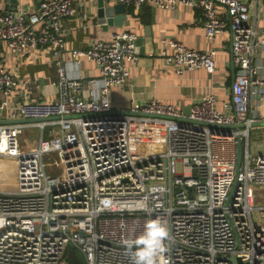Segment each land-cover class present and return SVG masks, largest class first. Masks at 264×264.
<instances>
[{"label":"built area","instance_id":"obj_1","mask_svg":"<svg viewBox=\"0 0 264 264\" xmlns=\"http://www.w3.org/2000/svg\"><path fill=\"white\" fill-rule=\"evenodd\" d=\"M111 1L136 8L199 7L206 40L229 28L236 70L232 100L219 108L210 87L192 102L188 115L156 98L128 111L174 118L110 114L113 88L129 82L138 59L134 31H114L108 40L96 38L88 48L73 50L74 63L87 58L98 69L97 77L84 78L69 75L62 61L68 30L63 21L77 15L82 0H45L38 11L0 12V43L15 55L49 46L59 81L56 100L13 102L19 82L0 66V109L11 119L60 118L0 125V160L11 162L14 172L12 179L0 181V264H69V244L86 264H133L123 241L138 236L146 220L156 217L169 229L157 264H264V154L249 150L252 124L264 121L251 114L253 100L257 106L264 100V58L259 57L264 36L251 4ZM224 6L227 20L220 16ZM157 56L177 74L196 69L212 74L217 66L215 49L200 51L175 38H163ZM185 117L245 127L210 128L178 119ZM28 131L36 132L33 142L38 139L30 148L23 144ZM154 134H160V148L151 146ZM239 137L245 151L237 177Z\"/></svg>","mask_w":264,"mask_h":264},{"label":"crops","instance_id":"obj_2","mask_svg":"<svg viewBox=\"0 0 264 264\" xmlns=\"http://www.w3.org/2000/svg\"><path fill=\"white\" fill-rule=\"evenodd\" d=\"M42 1L45 0H0V12H16L22 8L38 11ZM245 1L251 4L252 17L257 18L258 28L264 36V2ZM104 2L106 7L117 3L111 0ZM98 10L97 0H82L77 15L64 19L63 24L68 30L62 61L66 63V70L71 76L80 74L84 78L97 77L98 69L94 62L81 58L80 63L76 64L71 57L72 51L88 48L89 42L96 38L108 40L114 31H134L137 34L138 59L133 64L129 82L123 86H115L110 94L112 111H127L134 104L153 98L165 103H174L186 110L190 108L192 102L200 100L210 87L218 96L219 108L231 102V86L236 77V70L231 65L230 29L226 28L225 32L215 39L206 40L202 31L205 17L201 8L190 5H181L176 9L170 7L162 9L153 4H144L138 8L127 6V12L124 14L114 12L113 16L107 14L104 16L103 21L110 18V24L100 21ZM219 11L220 16L227 20V8L220 7ZM123 17L125 18L121 22ZM163 38H175L200 51L215 49L217 58L215 72L209 74L203 69H196L177 74L171 65L168 66L157 56ZM263 56L264 51H260L261 60ZM56 61L52 49L47 45L33 47L20 55H15L4 42L0 43V66L12 71L19 82L10 100L13 102L56 100L59 82ZM260 89L263 90L264 86ZM2 100L0 96V104ZM257 103V100H253L251 114L264 119V100L261 106H257ZM8 117V111L0 109V120ZM32 132L29 131L31 134ZM159 139L160 134H154L149 138L151 146L160 148ZM35 144L36 142H31L32 146ZM253 153L264 154V150L260 149ZM10 165L13 164L0 160V181L5 178L6 182L13 178V169L11 171Z\"/></svg>","mask_w":264,"mask_h":264},{"label":"water","instance_id":"obj_3","mask_svg":"<svg viewBox=\"0 0 264 264\" xmlns=\"http://www.w3.org/2000/svg\"><path fill=\"white\" fill-rule=\"evenodd\" d=\"M97 6H99V10H98V17L99 19H101L100 21L101 22H106L108 24H110V18L107 20V21H103L104 20V16L107 14L109 16H113L114 15V12H117L119 14H124L127 12V6L124 5L123 3H120V2H117L116 4L114 5H111V6H108L106 7L105 6V2L104 0H97ZM123 12V13H122ZM125 17L121 18V22L122 20L124 19ZM120 18H114V20H118ZM124 113V114H139V115H144V116H149V117H153V116H156V117H162V118H167V119H172L174 117H170V116H166V115H160V114H156V113H153V114H148V113H142V112H131V111H111L110 114H116V113ZM190 112V108L186 109L185 110V114L188 115ZM101 113H90V115L92 116H98L100 115ZM84 115H87V114H79L77 116H84ZM67 117H71V115H66ZM74 116V115H73ZM56 119H60L58 116H49V117H45V118H42V119H37V118H6L5 120H0V125L1 124H5V123H18V124H24V123H32V122H42V121H48V120H56ZM180 120H183V121H186V122H193V123H198V124H201V125H204V126H207V127H210V128H221V129H227V128H244L245 125L244 124H227V125H224V124H218V123H213V122H204V121H199V120H195V119H192V118H189V117H185V118H178ZM253 127H264V121H257L255 123L252 124ZM237 162H236V175L238 177L240 171H241V165H242V162H243V156H244V149H243V140L241 137L238 138L237 140ZM236 185V181L233 185V188L235 187ZM232 193V192H231ZM231 196V194L229 195V197ZM229 202V199L227 201V204ZM233 260H235L233 258Z\"/></svg>","mask_w":264,"mask_h":264},{"label":"clouds","instance_id":"obj_4","mask_svg":"<svg viewBox=\"0 0 264 264\" xmlns=\"http://www.w3.org/2000/svg\"><path fill=\"white\" fill-rule=\"evenodd\" d=\"M168 237L167 224L156 217L146 220L143 231L134 238L124 240L123 244L131 253L133 264H157L158 258L166 251Z\"/></svg>","mask_w":264,"mask_h":264},{"label":"rangeland","instance_id":"obj_5","mask_svg":"<svg viewBox=\"0 0 264 264\" xmlns=\"http://www.w3.org/2000/svg\"><path fill=\"white\" fill-rule=\"evenodd\" d=\"M250 132H251V135H250V148H251V150L253 152L259 151L260 149L264 150V127H252L250 129ZM36 136L37 135L35 134L34 131L32 132V134L29 133V131L24 134L23 144L27 145V146H25L26 148H30L29 145H31V142H33L37 138ZM26 137L28 138L30 143H28L25 140ZM37 140H36V142H37ZM10 168H11V171H12L13 165L12 166L10 165ZM1 180L5 181L6 179L4 178V179H1Z\"/></svg>","mask_w":264,"mask_h":264},{"label":"trees","instance_id":"obj_6","mask_svg":"<svg viewBox=\"0 0 264 264\" xmlns=\"http://www.w3.org/2000/svg\"><path fill=\"white\" fill-rule=\"evenodd\" d=\"M65 259L69 264H86L83 254L73 245L69 244L66 246Z\"/></svg>","mask_w":264,"mask_h":264}]
</instances>
